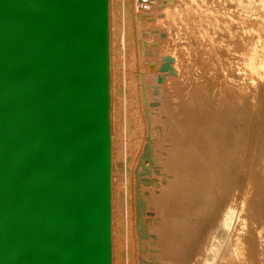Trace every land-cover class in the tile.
Segmentation results:
<instances>
[{
    "label": "bare ground",
    "instance_id": "6f19581e",
    "mask_svg": "<svg viewBox=\"0 0 264 264\" xmlns=\"http://www.w3.org/2000/svg\"><path fill=\"white\" fill-rule=\"evenodd\" d=\"M232 1L250 35L204 49L194 0H110L112 264H264V16Z\"/></svg>",
    "mask_w": 264,
    "mask_h": 264
},
{
    "label": "water",
    "instance_id": "95a60500",
    "mask_svg": "<svg viewBox=\"0 0 264 264\" xmlns=\"http://www.w3.org/2000/svg\"><path fill=\"white\" fill-rule=\"evenodd\" d=\"M110 0H0V264H112Z\"/></svg>",
    "mask_w": 264,
    "mask_h": 264
},
{
    "label": "rangeland",
    "instance_id": "374dc122",
    "mask_svg": "<svg viewBox=\"0 0 264 264\" xmlns=\"http://www.w3.org/2000/svg\"><path fill=\"white\" fill-rule=\"evenodd\" d=\"M143 1V0H142ZM145 2H146V5H148V4H150L149 6H145V8H150V7H152V5H153V7H155L154 8V10H153V8H151L152 10V12H154V13H156V14H161V11H162V13H163V11L165 10V7H166V5L163 7V6H161L160 4L161 3H159V2H156V0H144ZM150 1H151V3H150ZM153 1V2H152ZM154 1L157 3V6H156V4L154 3ZM157 1H160V0H157ZM206 1H208V2H206ZM245 1H247L248 3V8H251V12L252 13H250V11H248V10H246V12H242V13H249L248 15L250 16L251 14V18L253 19V20H258L259 19V17L258 16H264V7L261 5V7H260V4H262V2L263 1H261V0H245ZM133 2V3H132ZM135 2H137V6H138V8L140 9V7L143 5L142 3H141V0H139V2H138V0H131V4H134ZM213 2H214V4H213ZM139 3V4H138ZM194 6H195V13H197V14H195V16L193 17L194 19H192V21H190V24L188 25L187 24V26L182 22V24H184L183 25V38L186 36V32H191L190 34H191V36H190V38H185V41L187 42L188 40V43H191V44H193V47H202V44H203V47H204V49H212V47H213V49H215V48H219V46L221 47V46H223L224 44H226V43H235V46H237V42L238 41H240V39L242 38V36L243 35H245V36H248V35H250V33L249 32H247L246 30H247V28H248V24L246 23V22H244V21H241V20H239V19H237V15L235 14L236 13V11H237V9L235 8V6H234V2L232 1V0H194ZM200 5V6H198V4ZM209 3H210V5H209ZM165 4V3H164ZM206 4V5H205ZM158 5H160V8H158ZM215 5V6H214ZM217 5V6H216ZM250 5H251V7H250ZM255 5H256V7L257 6H259L258 8H256L255 7ZM205 6H206V8H205ZM247 6H246V8H247ZM162 7V8H161ZM208 7V8H207ZM247 8V9H248ZM253 8V9H252ZM262 8V9H261ZM157 9H160V10H157ZM163 9V10H162ZM210 9H212V10H210ZM257 9H258V11H257ZM261 9V10H260ZM211 12H210V11ZM215 10V12H212V11H214ZM219 10V11H218ZM250 10V9H249ZM156 11H159L158 13L156 12ZM197 11V12H196ZM203 11V12H202ZM205 11V12H204ZM256 11V12H255ZM200 12V13H199ZM262 12V13H261ZM205 13H207V14H205ZM231 13V14H230ZM254 13H255V15H254ZM213 14V15H212ZM198 15V16H197ZM247 15V14H246ZM161 16H162V18H158V22L157 23H160V20H164L165 18H166V16H165V14H161ZM160 16V17H161ZM163 16H165V17H163ZM197 16V17H196ZM205 16H208V19H207V17H205ZM222 16H223V18H222ZM201 18H202V20H201ZM214 18H216V19H214ZM198 19V20H197ZM199 19H200V21H199ZM204 19V20H203ZM205 19H207V20H205ZM210 19H212V20H210ZM214 19V20H213ZM233 19V20H232ZM209 20V21H208ZM196 21V22H195ZM202 21V22H201ZM227 21V22H226ZM240 21V22H239ZM169 22V21H168ZM208 23V24H206V23ZM214 22V23H213ZM243 22V23H242ZM193 23V24H192ZM196 23V24H195ZM216 23V24H215ZM219 23V24H218ZM247 25H246V24ZM163 24V25H162ZM160 26H158L157 25V27L159 28V30H162V31H164V32H168V29H167V24H164V23H162ZM210 24H212L211 26H210ZM214 24V25H213ZM222 24V25H221ZM226 24V25H225ZM243 24V25H242ZM195 25V27H193ZM199 25V27H197ZM202 26V28H201V26ZM209 25V26H208ZM218 25V26H217ZM229 25V26H228ZM176 26L177 25H175V24H173V27L174 28H176ZM191 26V27H190ZM222 26H224V27H222ZM226 26V27H225ZM231 26H232V28L233 29H231ZM234 26V27H233ZM242 26V27H241ZM166 27V28H165ZM178 27V26H177ZM211 27V28H210ZM212 27H214V29L212 28ZM219 29H218V28ZM229 27V28H228ZM236 27V28H235ZM247 27V28H246ZM191 28V29H190ZM207 28V29H206ZM210 28V29H209ZM167 30V31H166ZM205 30V31H204ZM209 30V31H208ZM213 30H215L214 32H213ZM222 30V31H221ZM236 30V31H235ZM233 31H235V32H233ZM195 32V33H194ZM202 32V33H201ZM207 32V33H206ZM209 32H211V33H209ZM239 32V33H238ZM205 33L207 34V35H205ZM229 33V34H228ZM238 33V34H237ZM200 34H201V36H200ZM195 35H197V36H195ZM213 35V36H212ZM237 35H238V37H237ZM239 35H241V37L239 36ZM162 36V35H161ZM199 36H200V38H199ZM209 36H211V37H209ZM216 36V37H215ZM205 37H206V39H205ZM208 37V38H207ZM193 38V39H192ZM211 40H210V39ZM197 39V40H196ZM264 38H262V40H263ZM190 40H192V41H190ZM212 41L213 42V44L210 42V41ZM221 40V41H220ZM224 40V41H223ZM262 40L260 41V44H261V42H262ZM184 40H183V42H185ZM193 41H195V42H193ZM264 41V40H263ZM209 42V43H208ZM223 42H225V43H223ZM196 43H197V45L198 46H196ZM214 43L216 44L215 46H214ZM200 44V45H199ZM213 45V46H212ZM212 46V47H211ZM235 46H233V47H235ZM207 47V48H206ZM263 53H262V56H263V59H262V62H263V64H261V67H262V65L264 66V51H262ZM129 53V54H128ZM132 53V52H131ZM129 55V56H128ZM130 56H131V54H130V50L127 52V62L126 63H128L129 65H128V67H130L131 68V64H132V60H131V58H130ZM161 56H163V55H161ZM163 58V57H162ZM123 59H125V58H123ZM128 59H129V61H128ZM125 62V61H124ZM123 62V63H124ZM149 62H151V60L149 61ZM151 65L152 66H150L149 68L151 69L152 67L153 68H156V64L154 65V63L152 62L151 63ZM159 65H160V63H159ZM121 68H123L122 66H120ZM127 67V68H128ZM147 67V66H146ZM263 69H264V67H262ZM153 73V72H152ZM155 77H157V76H155ZM138 103V107L137 108H140L141 107V105H140V102L138 101L137 102ZM157 107H158V105H157ZM130 108H136V106H135V104L133 105V106H130ZM262 167H263V169H264V161L263 160H261V162L259 163V170H262ZM132 189H133V187H131ZM131 189V191H132V193H133V190ZM132 218H133V216H132ZM133 227V226H132ZM127 232H128V230H127ZM131 234H132V237H133V234H134V230L132 229L131 230ZM249 238V237H248ZM250 239H252V237H250ZM260 241H258V243H259ZM125 244H126V242H124ZM258 243H257V241H256V246H257V248H258ZM122 245V248H124L125 247V245L124 244H121ZM126 247H127V244H126ZM121 248V247H120ZM134 249H135V246L133 247ZM247 248H248V246H247ZM140 253H141V251H140ZM251 254V252H250V248L248 249V252H247V254H246V256H247V259H246V262L244 261V264H255V262L254 261H252L251 260V256L252 255H250ZM134 257H136V253H134ZM133 260H135L134 258H133Z\"/></svg>",
    "mask_w": 264,
    "mask_h": 264
}]
</instances>
